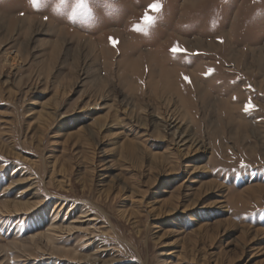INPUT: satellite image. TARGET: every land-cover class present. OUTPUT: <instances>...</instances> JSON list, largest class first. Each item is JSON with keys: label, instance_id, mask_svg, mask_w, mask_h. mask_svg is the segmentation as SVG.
Masks as SVG:
<instances>
[{"label": "rangeland", "instance_id": "rangeland-1", "mask_svg": "<svg viewBox=\"0 0 264 264\" xmlns=\"http://www.w3.org/2000/svg\"><path fill=\"white\" fill-rule=\"evenodd\" d=\"M152 2L0 0V264H264V0Z\"/></svg>", "mask_w": 264, "mask_h": 264}, {"label": "snow or ice", "instance_id": "snow-or-ice-1", "mask_svg": "<svg viewBox=\"0 0 264 264\" xmlns=\"http://www.w3.org/2000/svg\"><path fill=\"white\" fill-rule=\"evenodd\" d=\"M61 4L64 3V0H60ZM30 3L35 6V7H40L42 4V0H30ZM89 5L86 3V0H77L76 6L72 11V18L75 19L76 15H77V11L84 9L87 11ZM162 5L159 2V0H153V2L148 5V8L144 14V16L141 19L140 23L134 24L133 25V30L137 31V32H141V33H145L147 34L148 31L150 30V27L153 26L157 20V13H159L161 11ZM47 18V17H46ZM110 40H112V38H110ZM222 42V41H221ZM113 46L116 45L117 41L112 40ZM170 51L172 52V54L178 55V54H184L187 55V49H183L181 48V46L179 45V43L177 42V44H175ZM214 69H209V73L211 74L212 72H214ZM184 79L186 81H188L189 83L191 82L190 79L185 76ZM255 107V105L252 104L251 100H249L248 104L245 105L244 107V111L245 112H249L251 111L253 108Z\"/></svg>", "mask_w": 264, "mask_h": 264}, {"label": "bare ground", "instance_id": "bare-ground-1", "mask_svg": "<svg viewBox=\"0 0 264 264\" xmlns=\"http://www.w3.org/2000/svg\"><path fill=\"white\" fill-rule=\"evenodd\" d=\"M186 89V90H185ZM185 89L184 91L182 90V92H178V97L179 99L181 98L182 99V102L184 103V105H187V103H191V101H188L186 100V96L187 98L188 97H191V95L193 94V96L195 95V93H199V88L193 83L192 85H188V86H185ZM173 90H176V86L174 85V82L172 80H167L164 82V87L163 89L161 90L162 91V94L163 96L169 94L170 92H174ZM180 93V94H179ZM193 98V97H192ZM188 114V113H187ZM186 116V114H185ZM163 126L166 128V129H169L171 127V124H163ZM181 137V136H180ZM185 137L186 135L183 134L182 136V139L181 141H184L185 140ZM68 256V255H67Z\"/></svg>", "mask_w": 264, "mask_h": 264}]
</instances>
